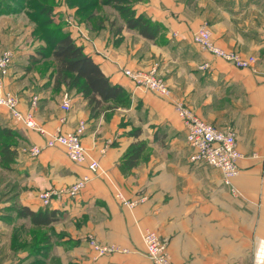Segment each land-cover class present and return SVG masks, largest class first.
<instances>
[{
	"label": "crops",
	"instance_id": "0c3cea01",
	"mask_svg": "<svg viewBox=\"0 0 264 264\" xmlns=\"http://www.w3.org/2000/svg\"><path fill=\"white\" fill-rule=\"evenodd\" d=\"M136 8L162 25L155 40L126 27L116 33L108 22L101 28L84 22L87 27L71 34L129 93L118 108H96L75 90L56 88L51 69L42 77L26 64L33 45L12 48L20 59L0 96L16 97L19 111L50 133L75 132L84 122L87 160L74 163L64 147H46L45 135L0 106V128L21 137L9 169L0 163V264H153L142 240L146 231L167 240L175 264H264V0H145ZM204 25L218 47L255 57L253 66L238 68L197 45L193 35ZM154 67L169 97L137 87L124 74ZM25 71V82H11ZM65 93L72 100L68 112ZM177 101L234 132L243 156L236 194L221 170L191 162ZM134 144L143 150L130 166L123 156ZM32 146L42 148L38 156L28 152ZM90 160L99 163L98 172L89 170ZM83 176L90 181L78 195L61 192ZM45 191H58L48 205L40 199ZM40 211L48 214L38 224L30 213ZM48 217L54 219L46 223ZM92 240L115 250L100 255Z\"/></svg>",
	"mask_w": 264,
	"mask_h": 264
},
{
	"label": "built area",
	"instance_id": "2783aa9c",
	"mask_svg": "<svg viewBox=\"0 0 264 264\" xmlns=\"http://www.w3.org/2000/svg\"><path fill=\"white\" fill-rule=\"evenodd\" d=\"M76 27V26H75ZM194 42L203 50L234 64L238 68L249 69L256 62L255 57L244 58L240 54L226 51L218 47L212 40V33L208 26L199 28L193 35ZM9 53L4 57V64L7 66L12 58ZM3 65V67H5ZM208 67L204 64L203 68ZM5 69V68H3ZM157 69L150 70H131L125 69L124 74L137 87L153 92L161 97H169L171 90L165 81L158 77ZM1 87V86H0ZM71 96L64 94L62 109L66 112L71 109ZM0 106L6 107L11 116L17 121L25 124L27 128L34 129L46 136V147H64L69 159L74 163L82 164L87 160V151L82 144V134L85 131V123L81 122L75 132L70 133H50L39 126L31 113L23 114L18 109V100L13 95L6 93L0 96ZM175 109L179 117L183 120L186 132V140L192 149L190 157L193 163H203L215 167L222 171L224 183L233 193L236 189L233 185L234 179L239 175V161L243 157L236 144V137L232 130H221L211 124L201 120L192 108L183 101H177ZM27 151V150H26ZM42 151L39 146H32L28 152L32 156H38ZM88 168L91 172H98L100 166L96 160H90ZM90 181L89 176L79 178L73 185L61 191L69 196L78 195ZM58 191H45L40 194V199L44 205H48ZM119 199L129 207L135 202L125 201L119 194ZM146 248V254L153 264H175L172 262L168 253V242L162 239L157 233L146 231L142 236ZM92 246L100 254H106L115 250V247L100 246L95 241H91Z\"/></svg>",
	"mask_w": 264,
	"mask_h": 264
},
{
	"label": "trees",
	"instance_id": "16d2710c",
	"mask_svg": "<svg viewBox=\"0 0 264 264\" xmlns=\"http://www.w3.org/2000/svg\"><path fill=\"white\" fill-rule=\"evenodd\" d=\"M26 0H21L24 3ZM38 8L48 13L53 7V0H35ZM83 1V0H77ZM104 4L113 7L122 19V25L110 20H82L92 28L104 27L106 22L110 23L111 30L120 33L123 27L130 30H136L141 36L155 40L162 31V25L149 18L145 14L139 13L137 5L145 0H101ZM79 3V2H78ZM16 5V4H15ZM0 6L3 8H17L12 6L11 2L1 0ZM43 6V8H41ZM95 4H88L85 7L79 6L80 10H93ZM0 9V10H1ZM9 12V11H8ZM92 13L89 15L91 19ZM52 20H47L40 27L47 29L44 38L47 46L39 52L30 56L32 66L36 67L47 58L54 60L55 67L51 70L50 78L54 82L56 88L64 86L68 90H75L85 99H88L90 105L101 108L106 106L108 109L118 108L125 105L129 99V93L120 85L113 84L107 75L103 72L99 64H97L91 55L87 54L84 47L78 45L70 33L64 28H50ZM51 22V23H50ZM35 32V31H34ZM42 37V35H40ZM20 135L12 130L0 128V157L1 166L9 169V165L14 161L17 150L13 147L16 145ZM143 145L134 144L123 156L124 163L134 166L138 163ZM48 212L40 211L37 214L30 213L31 220L35 223H41L39 216ZM54 218L48 217L46 223H50Z\"/></svg>",
	"mask_w": 264,
	"mask_h": 264
},
{
	"label": "rangeland",
	"instance_id": "374dc122",
	"mask_svg": "<svg viewBox=\"0 0 264 264\" xmlns=\"http://www.w3.org/2000/svg\"><path fill=\"white\" fill-rule=\"evenodd\" d=\"M7 1L11 2V5L13 7L17 5V8H10V10H8L7 8L1 9L2 7L0 6V21L2 25V30L0 32L2 33V35L0 36L1 87H4L7 83V80L10 76L11 67L13 69L14 62L20 59L15 58L13 50L15 47H17V50H19V47L25 45L26 43L28 46L33 45V49H31L32 52H34L33 54H35V52L37 53L47 46L46 39L44 38L45 36H47V29H45L44 27H40V25L47 20H52L51 22H53H50V28L55 29L59 26L61 28H64L66 32L73 35L75 34L74 27L76 26V28H79L80 24L84 23L82 22V20H110L112 22H117V25L122 24V19L119 16L118 12L113 7L104 4L101 0H53V7L48 13H45V10L37 7L35 4V0H26L24 3H20L21 0ZM88 4H95L96 8H94L93 10L78 11L79 6L85 7ZM41 8H43V6ZM91 13V19H89V15ZM84 27L87 26L84 25ZM40 35H42V37ZM9 53L12 54V58L9 64L6 66L4 64V57H7L5 55H8ZM24 59L26 60V64L28 66H32L31 60L26 57ZM3 65H5V67H3ZM54 65V60L49 57L39 65H36V67L34 68L36 69V73H39L43 77L45 74H49V70H52L55 67ZM28 72L25 71V73L19 74L18 79H15L14 76L10 77L12 79L11 82H25L26 79L24 78V75L28 74ZM21 78L23 79L21 80ZM2 95L3 94H1V96Z\"/></svg>",
	"mask_w": 264,
	"mask_h": 264
}]
</instances>
